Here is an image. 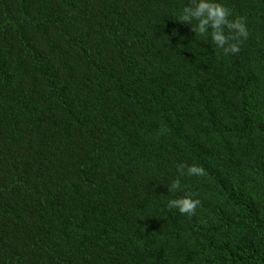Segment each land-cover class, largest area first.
I'll return each mask as SVG.
<instances>
[{"label":"trees","instance_id":"16d2710c","mask_svg":"<svg viewBox=\"0 0 264 264\" xmlns=\"http://www.w3.org/2000/svg\"><path fill=\"white\" fill-rule=\"evenodd\" d=\"M190 2L0 0V264H264V0Z\"/></svg>","mask_w":264,"mask_h":264},{"label":"clouds","instance_id":"9594fccd","mask_svg":"<svg viewBox=\"0 0 264 264\" xmlns=\"http://www.w3.org/2000/svg\"><path fill=\"white\" fill-rule=\"evenodd\" d=\"M179 16L177 20L189 25L194 35L207 42L210 40L225 55L238 54L243 41L248 37L247 21L242 17L233 18L221 0H191ZM178 172L188 176L203 175V169L195 164L183 165L178 168ZM167 188L169 193L179 192L180 180L174 179ZM199 204V199L183 195L170 199L167 206L169 209H177L181 214L192 215Z\"/></svg>","mask_w":264,"mask_h":264}]
</instances>
